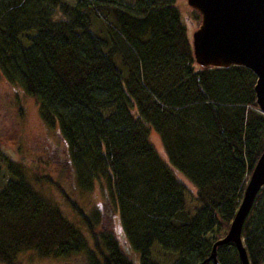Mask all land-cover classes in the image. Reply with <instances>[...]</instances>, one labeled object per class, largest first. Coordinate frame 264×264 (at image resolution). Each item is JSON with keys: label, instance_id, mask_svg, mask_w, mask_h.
Masks as SVG:
<instances>
[{"label": "trees", "instance_id": "obj_1", "mask_svg": "<svg viewBox=\"0 0 264 264\" xmlns=\"http://www.w3.org/2000/svg\"><path fill=\"white\" fill-rule=\"evenodd\" d=\"M191 12L200 21L201 12ZM0 69L35 97L43 120L57 123L77 187L108 182L105 214L117 211L124 233L121 241L102 228L90 247L81 227L0 151V260L34 248L134 264L123 242L139 252V264H160L150 257L153 243L176 252L169 264L208 263L264 148L251 67L195 65L175 0H0ZM187 183L200 203L191 211ZM241 234L250 264H264V184ZM216 255L239 264L230 240Z\"/></svg>", "mask_w": 264, "mask_h": 264}, {"label": "rangeland", "instance_id": "obj_2", "mask_svg": "<svg viewBox=\"0 0 264 264\" xmlns=\"http://www.w3.org/2000/svg\"><path fill=\"white\" fill-rule=\"evenodd\" d=\"M175 3L183 14L191 40L201 18L197 21L192 16L191 8L195 6L189 0H175ZM200 64L195 58V65ZM149 138L165 159L159 135L153 128L149 130ZM0 151L17 162L27 181L37 191L54 199L62 211L81 227L90 247L94 246L92 235L95 236L102 228H110L123 241L124 233L117 211L109 217L105 214L107 204L103 200H106L105 194L109 192L108 182L103 179L100 183L95 179L89 190L77 187L67 147L59 134L57 123L43 120L35 97L24 89L20 80H8L1 69ZM5 163L6 160L0 157V181L6 176ZM3 173L5 176L1 177ZM187 188L185 205L191 211L200 203L194 199L193 186L187 183ZM79 207L92 223L91 233L79 214ZM121 244L133 258L134 264H139V252L127 243ZM175 256L176 252L165 250L157 243H153L150 248V257L160 264H169ZM90 259L83 250L69 255H45L34 248H27L17 251L9 262L0 260V264H94ZM207 264H213L210 258Z\"/></svg>", "mask_w": 264, "mask_h": 264}, {"label": "water", "instance_id": "obj_3", "mask_svg": "<svg viewBox=\"0 0 264 264\" xmlns=\"http://www.w3.org/2000/svg\"><path fill=\"white\" fill-rule=\"evenodd\" d=\"M201 11V23L193 32V55L202 64L242 63L256 73L255 99L264 112V0H189ZM219 59L221 63L211 62ZM264 184V148L245 181L240 201L225 233L211 244L207 258L221 264L216 245L232 241L239 264H250L241 228L255 194Z\"/></svg>", "mask_w": 264, "mask_h": 264}, {"label": "bare ground", "instance_id": "obj_4", "mask_svg": "<svg viewBox=\"0 0 264 264\" xmlns=\"http://www.w3.org/2000/svg\"><path fill=\"white\" fill-rule=\"evenodd\" d=\"M211 62H213V63H221V61L219 59H214Z\"/></svg>", "mask_w": 264, "mask_h": 264}]
</instances>
